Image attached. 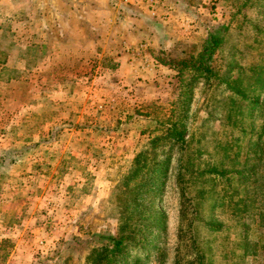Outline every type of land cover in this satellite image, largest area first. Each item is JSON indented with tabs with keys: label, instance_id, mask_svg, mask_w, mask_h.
Instances as JSON below:
<instances>
[{
	"label": "rangeland",
	"instance_id": "obj_1",
	"mask_svg": "<svg viewBox=\"0 0 264 264\" xmlns=\"http://www.w3.org/2000/svg\"><path fill=\"white\" fill-rule=\"evenodd\" d=\"M162 1L158 17L146 0H114L111 26L93 16L57 37L59 0H0V264H83L99 234L117 235L120 200L135 186L157 220L132 233L124 264H196L193 242L210 264H264V87L253 73L264 0ZM215 30L224 42L203 59L213 74L183 97L192 71L175 68ZM175 127L180 139L150 149ZM141 152L145 169L122 186Z\"/></svg>",
	"mask_w": 264,
	"mask_h": 264
},
{
	"label": "trees",
	"instance_id": "obj_2",
	"mask_svg": "<svg viewBox=\"0 0 264 264\" xmlns=\"http://www.w3.org/2000/svg\"><path fill=\"white\" fill-rule=\"evenodd\" d=\"M151 21L155 23H159L154 18H150ZM150 21V22H151ZM151 22V23H153ZM224 42V36L223 34L219 33L217 30L208 32L207 38L204 43V51H202L201 56H198L196 60L193 61V63L188 66L181 65L182 67H177L179 72H182L184 69H190L194 74L191 72L190 77L186 80L185 85H183L182 93L184 94L183 97H189V92L187 91V86L190 87V85L193 83L194 80L205 78L208 79L213 74L211 68L209 67V64L203 63L204 57H207V59H210L213 53L220 49ZM206 59V60H207ZM258 71V73H257ZM254 74H257L255 79L257 83H260L259 85L263 88L264 87V61L262 65L259 66V69H256L253 71ZM227 88L233 92V94L239 96L243 100H247L249 103V108L253 109L258 105L259 99L257 96L248 98V95L246 92L242 90H238L237 82H229L226 81ZM248 87L252 88V85H249ZM251 91H253L251 89ZM186 105V101H185ZM181 132L176 130V127L174 130H166V133L161 136H157L153 138L149 142L150 149H157L159 146H161L163 141H169L170 138L174 137L176 139H180ZM152 150V151H153ZM144 154H147L145 152H141L138 154L134 160V163L132 167L129 170V173L124 178L123 182L125 183L122 186H126L129 184L130 181H133L136 177H138L141 172L145 169V165L143 164L142 156ZM149 172V169H148ZM158 172L157 169L152 170V175H155V173ZM209 174L213 175H219L223 176L224 174L217 170L216 167H212L209 170ZM150 188L145 191H155L156 184L155 180L152 182V184H148ZM126 196L125 198H122L121 201V215H120V224L118 227V233L117 235L113 236L111 234L103 233L99 234L97 236V246H94L90 249L89 253L87 254L84 263L83 264H124L126 261V256L129 252V247L133 245L134 239H132V233L136 231L138 234H145V232L148 231L149 228L153 227L155 225L157 220V215L153 211H149V209L154 208V203L152 199H149L145 202L141 201V193L144 191H141V186L134 188H128V190L124 191ZM154 192H151V195L153 196ZM122 194V192H121ZM232 210L233 213H239L244 207L245 199L240 198L237 200V202H232ZM243 204V206H240V204ZM211 231L218 230V226L211 223L209 225ZM192 248H196L195 253V263L196 264H210L205 262L204 260L208 257L210 252L208 253L203 252L201 249L197 248V245L191 244ZM208 254V255H207ZM233 264H237V262H234Z\"/></svg>",
	"mask_w": 264,
	"mask_h": 264
},
{
	"label": "crops",
	"instance_id": "obj_3",
	"mask_svg": "<svg viewBox=\"0 0 264 264\" xmlns=\"http://www.w3.org/2000/svg\"><path fill=\"white\" fill-rule=\"evenodd\" d=\"M113 1L114 0H82L83 4L79 6L75 0H59L58 2L59 5H57L59 10L55 12L56 19L54 21L57 37L63 36L64 30L70 27L71 21L75 22L74 27H76L77 23H81L82 19H83L82 21L84 22L89 21L90 23H94L93 20H91L93 16H98V20L95 24H93V26L95 27L100 26L102 28L107 27L109 24L111 26L113 22L116 21L114 13L115 11H117L116 10L117 8L115 6L116 4ZM80 8L81 11L79 10ZM45 12H47V10ZM69 16H72L71 19L69 18ZM43 22H45V24H43L42 28L48 30L49 29L48 20L45 18ZM114 42L117 43L116 44L117 48L121 49L122 51L119 52L120 57L117 59L119 60L124 59L125 62L126 60L128 61L130 55H129V49L127 47L130 46H128V44L124 41L123 42L119 41V38L116 39ZM99 43L100 45L103 46L102 41H99ZM116 45L114 47H116Z\"/></svg>",
	"mask_w": 264,
	"mask_h": 264
},
{
	"label": "built area",
	"instance_id": "obj_4",
	"mask_svg": "<svg viewBox=\"0 0 264 264\" xmlns=\"http://www.w3.org/2000/svg\"><path fill=\"white\" fill-rule=\"evenodd\" d=\"M125 4H133L134 0H122ZM148 3V10L151 13L152 16H158L156 15L157 9H160L164 6V2L162 0H146ZM159 17V16H158Z\"/></svg>",
	"mask_w": 264,
	"mask_h": 264
}]
</instances>
